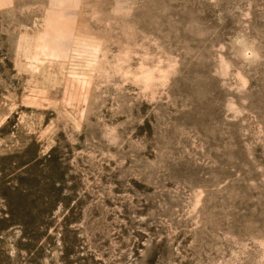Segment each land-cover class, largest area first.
I'll return each mask as SVG.
<instances>
[{"label": "rangeland", "instance_id": "obj_1", "mask_svg": "<svg viewBox=\"0 0 264 264\" xmlns=\"http://www.w3.org/2000/svg\"><path fill=\"white\" fill-rule=\"evenodd\" d=\"M0 264H264V0H0Z\"/></svg>", "mask_w": 264, "mask_h": 264}]
</instances>
